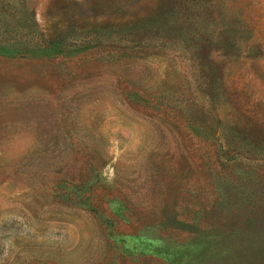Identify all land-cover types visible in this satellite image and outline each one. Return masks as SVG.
I'll return each instance as SVG.
<instances>
[{"label": "rangeland", "instance_id": "rangeland-1", "mask_svg": "<svg viewBox=\"0 0 264 264\" xmlns=\"http://www.w3.org/2000/svg\"><path fill=\"white\" fill-rule=\"evenodd\" d=\"M0 264H264V0H0Z\"/></svg>", "mask_w": 264, "mask_h": 264}]
</instances>
